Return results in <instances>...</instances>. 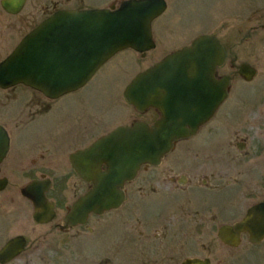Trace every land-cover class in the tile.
I'll list each match as a JSON object with an SVG mask.
<instances>
[{"label": "rangeland", "instance_id": "1", "mask_svg": "<svg viewBox=\"0 0 264 264\" xmlns=\"http://www.w3.org/2000/svg\"><path fill=\"white\" fill-rule=\"evenodd\" d=\"M115 1L117 0H91L106 8ZM164 1L166 11L152 23L155 49L150 50L145 57L131 49L118 52L104 63L76 95L72 96V93L58 99L57 102L64 107L84 102L88 116L95 125L94 133L119 124L129 125L132 120H148L143 115H135L134 108L125 104L123 93L129 82L137 74L148 70L200 36H214L223 45L224 37H233L229 44L227 67L229 60L234 59L237 67L247 63L250 67L264 70V44L259 45L255 41L264 38L261 28L264 24V0ZM261 76V79H255L256 82L252 84L244 83L238 78L235 83H231V86L234 85L233 94L240 96L238 101L254 102L264 92V71ZM12 91L14 94L11 97L14 99L39 98V95L24 86H18ZM261 111L264 112V109ZM63 114L68 119L73 116L68 108ZM35 135L31 134V140H35L41 133ZM200 142L199 139L177 142L173 148L175 151L164 158L159 168L140 171L139 180L134 185L135 192L137 185H142L143 176L149 175L151 183L143 185L141 193L151 192L153 184L155 192H171V197L162 194L139 196L135 201L130 200L126 211V207H123L101 216H91L85 226L65 231L62 228V220L66 214L64 209L73 200L75 191L60 188L59 185L53 186L47 195L50 201L56 202L55 218L48 224L38 225L32 220V204L19 192L31 176L19 171L8 173L7 176L12 177V180L8 177L10 182L0 192V249L9 239L22 234L27 240L26 250L14 264H181L185 259L191 258H207L211 264H264V241L253 246L247 235H243L237 248H229L219 242L216 236L218 228L241 220L257 198L244 192L238 203V184L229 183L216 190L212 201H207V193L204 195L206 191L195 185L199 181L197 177L195 179V173L191 175L182 170L191 165L190 162L194 159L187 149L196 150ZM12 145H18L16 138ZM22 145L26 149L24 154H27L31 142L26 140ZM25 157L20 156L21 159ZM17 160L18 157L13 154L11 161ZM166 167L172 168L175 179L182 175L187 180L193 177L191 184L181 182L180 185L175 181L169 185L163 178H156L164 177ZM50 177L56 179L58 175ZM130 188L131 186L129 192ZM254 191L252 189L249 193ZM84 192L85 189L82 188L77 191V195ZM182 199H188L189 202L184 203ZM156 213L170 215L168 241H164L161 229L152 225L158 219L152 216ZM123 221L128 225L132 222H140L142 225L140 230L134 231L125 228ZM88 229L92 232H88ZM159 232L162 235L156 237ZM166 235L167 232L165 237Z\"/></svg>", "mask_w": 264, "mask_h": 264}, {"label": "water", "instance_id": "2", "mask_svg": "<svg viewBox=\"0 0 264 264\" xmlns=\"http://www.w3.org/2000/svg\"><path fill=\"white\" fill-rule=\"evenodd\" d=\"M14 3L10 0L2 7L15 13L8 9ZM165 8L164 0H127L117 8L58 11L24 36L2 60L0 87L23 84L50 99L74 92L117 52L131 49L144 57L152 50L155 44L151 24ZM223 57V48L216 38L200 36L188 48L168 55L137 74L123 93L126 102L140 112L154 106L161 110L163 118L154 128L143 122H135L130 127L119 126L88 149L70 157L80 178L93 186L73 204L64 217L63 229L86 224L91 214L100 216L117 210L124 200V183L132 180L142 165H158L175 140L194 132L197 79L201 78L196 71L204 75L207 85L215 68L223 63ZM218 85L219 91L215 93L221 101L225 98L228 80L224 78ZM7 140V133L0 127V161L7 151ZM103 165L106 169L102 172ZM4 187L2 181L0 190ZM48 188V182L35 180L19 191L32 203V218L37 224H47L55 216L53 203L46 201ZM216 234L221 244L230 248L240 245L242 234L248 235L250 244H261L264 203L251 207L241 221L221 226ZM24 242L19 236L5 243L0 250V263L17 257L23 251ZM182 264H210V261L193 258Z\"/></svg>", "mask_w": 264, "mask_h": 264}, {"label": "flooded vegetation", "instance_id": "3", "mask_svg": "<svg viewBox=\"0 0 264 264\" xmlns=\"http://www.w3.org/2000/svg\"><path fill=\"white\" fill-rule=\"evenodd\" d=\"M8 1L10 0H0V62L10 55L24 36L52 14L63 10L83 11L105 8L98 6V3H92L91 0H14V6L8 8L15 11V13H11L2 7L3 3ZM121 2L123 0H117L109 5V7L117 6ZM262 30L264 31V26H262ZM232 39L233 37H224L222 39L225 45H227L226 48L225 45L221 44L224 48L225 60L220 67L215 69L212 78L207 81L208 84L206 85L204 79H198L197 109L195 110L197 126L192 134L177 140L176 143L193 139H199L201 141L197 145L196 150L187 149V152H190L194 159L191 160V165L184 167L182 170L191 175L193 172L195 173V179L197 177V180H199L195 185L200 186L202 188L200 190L206 191L204 195L207 193V201H212L216 190L222 185L229 183L238 184V203L244 192L257 198L246 210L243 216L244 218L251 207L264 203V112L261 111L264 109V92L254 102L246 103L242 100L238 101L237 99L240 96L233 94L232 87L234 85L231 86V83H235L236 78H238L244 83L252 84L255 79L258 81L263 77L261 75L264 70L261 71V69L254 67L252 69L247 67L248 69L240 70V66L250 65L242 63L237 67L234 59L229 60L227 67L226 61L230 55L229 44ZM255 41L259 42V45L264 44V38L256 39ZM224 78L228 80L226 95L221 101L219 100V95H217L219 102L216 104L213 93L214 90L219 91L218 83ZM18 86L24 85L17 84L4 89L0 87V127L6 131L8 136L7 151L2 161H0V183L4 181L7 187L10 182L9 179L12 180V177L7 176V174L19 171V173L25 174L26 176H31L26 185L34 180L48 181L50 188L46 192L47 199L49 198L47 194L55 185H59L60 188L73 189L75 196L72 198L73 200H71L69 206L64 209L68 212L73 204L92 187L91 182L80 178L75 172L70 157L78 151L87 149L95 141L104 137L117 127L131 126L132 124H119L100 133H94L93 127L95 125L92 124L88 116L84 102H78L72 106L64 107L57 102L63 96L54 100L48 99L40 92L26 86L24 87L39 95V98L14 99V97H11L14 94L12 90ZM82 88L72 92L73 95L72 93L67 95L74 96ZM205 88L212 94L205 93L203 90ZM67 108L71 110V114L73 115L70 119L65 118L63 114ZM133 112L135 115L140 114L143 117H148V120H137L139 122H145L150 127H154L163 118L162 112L156 107H150L143 112H137L133 109ZM35 133H41V135L36 137L35 140H31L33 138L31 134L35 135ZM15 138L18 140V145L13 147L12 142ZM26 140L31 142V148L27 154H24L26 153V149L22 144ZM174 151L175 149L171 152ZM13 154L18 157V160L20 159V162L18 160L17 162L11 161ZM59 154L63 157H60ZM20 156L21 158L22 156L26 157L21 159ZM165 157L168 156H164L159 165L143 166L134 175L135 177L132 180L124 183V186H122L124 201L118 210L126 207L124 210L126 211L129 208L130 200L135 201L139 196L162 194L166 197H171V192H155L153 184L150 188L152 190L151 192L141 193L142 186H148L151 183L149 175L143 176L142 185H137L136 192L134 191V185L139 180L140 171L144 170V172H147L148 170L152 169L151 171H153L159 168ZM166 168V172L163 173L164 177L158 176L156 178H163L162 180L169 185L174 184L175 181L180 185L182 183L191 184L193 177L187 180L182 175L181 178L175 179L172 168ZM176 168L180 167L176 166ZM103 170L104 168H102ZM47 174L49 176L58 175V178H49ZM67 179L69 180L66 181ZM42 186L44 187V185ZM130 186L131 192H129ZM82 188L85 189V192L77 195V191L82 190ZM166 189L170 190V188ZM252 189L255 191L251 194L249 192ZM48 201L50 200L48 199ZM50 202H53L55 210V200H51ZM188 202V199L184 200V203ZM161 215L160 213L152 214L153 217L158 218L152 225L161 229L163 238H165L164 241H168L169 229L171 227L168 226L170 215ZM125 221L122 223H126ZM141 225L140 222L136 224L132 222L131 225L124 224L125 228L134 231L140 230ZM88 232L92 231L88 229ZM161 232L155 236H161ZM166 232L167 235L165 237ZM26 246L27 243L17 258L5 264H14V261L25 252Z\"/></svg>", "mask_w": 264, "mask_h": 264}, {"label": "bare ground", "instance_id": "4", "mask_svg": "<svg viewBox=\"0 0 264 264\" xmlns=\"http://www.w3.org/2000/svg\"><path fill=\"white\" fill-rule=\"evenodd\" d=\"M196 73L199 75V77H201L200 79H202V80L204 79V78H203L204 75H203L200 71H196ZM197 80H198V79H197ZM198 81H199V80H198ZM186 82H187V81H186ZM197 87H198V84H197ZM203 90H204V92L207 93V94H210V93H211V92L208 91L206 88L203 89ZM215 91H216V90H214V93H213V95H214V101L217 99V94L215 93ZM197 93H198V89H197ZM211 94H212V93H211ZM181 116H182V115H181ZM184 116H185V118H188V119H189L188 115H184ZM196 116H197V115H196V112H195V119H196Z\"/></svg>", "mask_w": 264, "mask_h": 264}]
</instances>
